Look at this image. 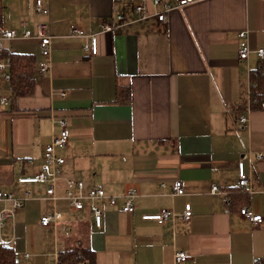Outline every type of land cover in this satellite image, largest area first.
I'll return each instance as SVG.
<instances>
[{"label":"crops","instance_id":"crops-1","mask_svg":"<svg viewBox=\"0 0 264 264\" xmlns=\"http://www.w3.org/2000/svg\"><path fill=\"white\" fill-rule=\"evenodd\" d=\"M42 2L48 12L38 15L34 0H3L0 28L19 33L45 20L51 45L44 56L35 38L2 40L3 51L31 54L36 62L34 89L25 96H12L10 61L9 80L0 71V190L30 195L0 226L15 264H59V252L80 242L93 249L95 264H264V108L254 103L246 125L238 121L246 113L240 106L249 71L264 59L254 52L237 57L240 30L251 50L264 49V0H195L163 24L149 18L111 31L100 23L120 10L131 17V1ZM73 27L96 35L95 54L83 50L86 38L71 35ZM40 62L48 63L46 72H39ZM119 88L129 89L128 100L116 99ZM61 118L69 138L56 149L65 162L50 199L43 184L18 178L39 170ZM239 160L254 191L227 203L226 194L237 192ZM66 178L115 196V206L107 198L92 202L103 210L101 227L88 206L77 210L63 198ZM177 178L184 192L171 194ZM130 188L134 211L120 212ZM185 204L188 219L181 215ZM240 205L262 214V222L242 216ZM5 206L10 202H0ZM161 208L174 216L162 224L142 218ZM52 210L61 217L42 226L40 216ZM176 251L190 257L175 261Z\"/></svg>","mask_w":264,"mask_h":264},{"label":"built area","instance_id":"built-area-1","mask_svg":"<svg viewBox=\"0 0 264 264\" xmlns=\"http://www.w3.org/2000/svg\"><path fill=\"white\" fill-rule=\"evenodd\" d=\"M131 1L129 9L132 12V16L127 18L125 10L117 11L114 15L109 18L102 20L100 23L101 31H111L115 27H119L125 23L141 22L148 20L149 18L155 19L156 22L163 24L167 21L168 14L190 2L195 0H175L170 2L167 0H129ZM149 4L152 10L149 9ZM34 11L38 15H44L48 12V8L43 4L42 0H34ZM71 35L81 38H86V41L82 45L85 52L95 54L97 52L96 35L93 33H85L83 30L77 27H73L70 32ZM238 36V49L237 57L239 60H247L249 54L254 52L260 60L264 59V49L258 48L251 50L248 45L247 31L240 30L237 33ZM35 38L39 42L40 52L42 55L47 56L50 53V32L48 23L45 20H39L36 24L35 30L23 28L21 32H17L12 28L0 29V52L3 51L2 40L12 39H29ZM9 60L6 58L0 61V71H4L8 66ZM39 72H46L49 68L48 63L40 62L37 66ZM251 70L249 71L250 78ZM2 78L9 80V73L2 72ZM59 95L61 98L65 97V92L60 91ZM1 101L7 102V98L2 96ZM244 103L245 112L238 117V121L241 125H246L248 121V112L251 110V106L259 104L264 108L263 99L259 98V91L255 89L254 84L251 82V78L248 79L246 87L244 89ZM61 127L58 135L53 136L51 141L45 146L42 162L40 163L39 170L30 176H20L18 181L20 183L34 182L41 183L44 185L46 198L55 199L56 189L58 186V180L62 172V166L65 162V158L56 152L57 148H64L68 142L69 130L65 119L61 118L58 120ZM257 159L262 158L261 153H256ZM237 183L236 186L240 192L252 193L254 191L252 182L244 171L243 161L237 162ZM64 195L63 198L67 200V203L74 209L82 210L85 206H88L89 213L92 217L93 223L96 227H101L103 210L99 207L92 205L95 199L107 198L109 205L115 206L117 201L115 196H107L105 194L102 185H96L93 187H85L84 182L81 179L66 178L64 180ZM261 190L264 191V185L261 186ZM210 191L212 193L218 192V187L215 184H211ZM183 183L177 178L171 184V194H182ZM135 189L130 188L124 195V202L118 207L120 212L132 213L134 211V198ZM28 192L24 193L22 197L16 196L12 191L0 190V202H10L9 207L0 208V226L4 224V220L7 217L13 216L14 212L20 207L23 202L29 198ZM86 202H89L86 205ZM91 202V203H90ZM226 202L229 203V196L226 194ZM239 213L248 218L254 224H259L263 220V216L260 213L254 212L248 206H242L239 209ZM62 212L60 210L46 211L40 216L39 222L42 226L50 224H56L58 219L61 217ZM184 219H188L191 215L190 205L185 204L183 213L181 214ZM174 216V212L168 208H161L158 212L153 214H144V219H154L159 224H162L166 219H171ZM190 255L184 251H176L174 254L175 261H184L188 259Z\"/></svg>","mask_w":264,"mask_h":264},{"label":"trees","instance_id":"trees-1","mask_svg":"<svg viewBox=\"0 0 264 264\" xmlns=\"http://www.w3.org/2000/svg\"><path fill=\"white\" fill-rule=\"evenodd\" d=\"M3 0H0V28L2 27L3 16ZM1 58H8L9 73H10V85L12 90V96H25L31 94L35 84V66L36 62L31 54L20 53L17 51L4 50L0 54ZM251 82L254 84L255 89L259 91V98H264V64L262 61L258 66L251 70L250 74ZM129 89L119 88L117 93V100H128ZM245 108V103H242L240 109ZM237 192H233L234 196L230 194V202H233L236 197L243 195L237 189ZM242 205L239 206V209ZM59 264H74L78 262L86 264H95V257L93 249L82 242L76 244L72 248H66L58 254ZM0 264H15L14 248L11 245H6L0 242Z\"/></svg>","mask_w":264,"mask_h":264},{"label":"rangeland","instance_id":"rangeland-1","mask_svg":"<svg viewBox=\"0 0 264 264\" xmlns=\"http://www.w3.org/2000/svg\"><path fill=\"white\" fill-rule=\"evenodd\" d=\"M5 225H6V224H5ZM6 228H7L6 226L3 227V229H2V232H3V233H4L5 231H7Z\"/></svg>","mask_w":264,"mask_h":264}]
</instances>
